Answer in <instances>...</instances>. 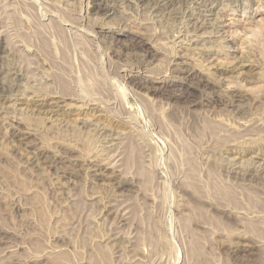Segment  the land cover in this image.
<instances>
[{
    "label": "rangeland",
    "instance_id": "1",
    "mask_svg": "<svg viewBox=\"0 0 264 264\" xmlns=\"http://www.w3.org/2000/svg\"><path fill=\"white\" fill-rule=\"evenodd\" d=\"M263 58L264 0H0V264H264Z\"/></svg>",
    "mask_w": 264,
    "mask_h": 264
},
{
    "label": "bare ground",
    "instance_id": "2",
    "mask_svg": "<svg viewBox=\"0 0 264 264\" xmlns=\"http://www.w3.org/2000/svg\"><path fill=\"white\" fill-rule=\"evenodd\" d=\"M106 1V0H105ZM247 1V0H246ZM162 2V1H161ZM245 2V1H244ZM98 3V2H97ZM247 3V2H246ZM114 6V5H113ZM197 6V5H196ZM96 7V6H95ZM98 7V6H97ZM99 8L100 9H103V10H105L106 11V6H105V4H104V2H101L100 1V3H99ZM151 9V8H150ZM157 9V8H156ZM169 10V9H168ZM186 10V9H185ZM163 12V11H162ZM169 12V11H168ZM259 12V11H258ZM159 13V12H158ZM104 14V13H103ZM157 14V13H156ZM164 14V13H163ZM178 14V13H177ZM180 14V13H179ZM105 15V14H104ZM166 15H167V13H166ZM165 15V16H166ZM169 17V16H168ZM181 18V17H180ZM186 18V17H185ZM96 19V18H95ZM217 19V18H216ZM259 19V18H258ZM153 20V19H152ZM219 20V19H218ZM260 20V19H259ZM196 21V20H195ZM202 21V20H201ZM205 21V20H204ZM204 21H202V23L204 22ZM247 21V20H246ZM248 21H249V19H248ZM256 21V20H255ZM197 22V21H196ZM196 22H194V23H196ZM242 22L243 21H240L239 20V22H236V23H234V25H236V26H241V24H242ZM214 23V22H213ZM244 23V22H243ZM200 24H201V22H200ZM192 25H193V23H192ZM218 25V24H217ZM246 25V24H245ZM194 26V25H193ZM201 26V25H200ZM243 26V25H242ZM184 27V26H183ZM196 27V26H195ZM185 28H188L187 26L185 27ZM193 28V27H192ZM254 28V27H253ZM251 26H245L243 29H241V30H235V34L237 35V36H240V38H241V41H245L246 40V38H249V35H251V33L253 32L254 33V29H253ZM216 30V29H215ZM256 30V29H255ZM186 31V30H185ZM193 31H194V29H193ZM212 31V30H211ZM219 31V30H218ZM257 31V30H256ZM196 32V31H195ZM205 32V31H204ZM185 33H188V32H185ZM211 33V32H210ZM253 33H252V35H253ZM230 34V33H229ZM234 34V35H235ZM240 34V35H239ZM200 35H201V33H200ZM235 35V36H236ZM254 35H257V33H255ZM236 36V37H237ZM194 37V36H193ZM252 38V37H251ZM193 39V38H192ZM196 39V38H195ZM172 40V39H171ZM184 40V39H183ZM248 40V39H247ZM246 40V41H247ZM248 41H250V40H248ZM203 43V42H202ZM190 44V43H189ZM204 44V43H203ZM202 44V45H203ZM172 45V44H171ZM241 45V44H240ZM187 47V46H186ZM222 47V46H221ZM193 48V47H192ZM210 49V48H209ZM235 50V49H234ZM183 51V50H182ZM198 51V50H197ZM204 52V51H203ZM218 52V51H217ZM172 53V52H171ZM186 54V53H185ZM197 54V53H196ZM184 55V54H183ZM183 55H182V57H183ZM209 55V54H208ZM242 55V54H241ZM260 55H262V54H260ZM173 56V55H172ZM179 56V55H178ZM192 56V55H191ZM214 56V55H213ZM250 56V55H249ZM175 57H176V55H175ZM242 57V56H241ZM244 57V56H243ZM242 57V58H243ZM254 57V56H253ZM262 57V56H261ZM179 58L181 59V56H179ZM210 58V57H209ZM184 59V58H183ZM185 59H187V58H185ZM257 59V58H256ZM264 59V58H263ZM248 60V59H247ZM186 61V60H185ZM209 61H211V60H209ZM264 61V60H263ZM243 62V61H242ZM248 62V61H247ZM247 62H245V63H247ZM213 63V62H212ZM215 63V62H214ZM241 64H244V63H241ZM217 65V64H216ZM250 65H251V63H250ZM249 65V66H250ZM211 66V65H210ZM227 66V65H226ZM239 66V65H238ZM263 66H264V64H263ZM221 67V66H220ZM237 67V66H236ZM224 68H226L225 70H228L227 69V67H225L224 66ZM228 68H230V67H228ZM233 68H235V67H233ZM232 68V69H233ZM238 68H240V67H238ZM248 68V67H247ZM184 70V69H183ZM235 70V69H234ZM209 71V70H208ZM237 71V70H236ZM244 71V69L242 70V72ZM261 71V70H260ZM238 72H240V71H238ZM189 73V72H188ZM209 73V72H208ZM245 73V72H244ZM213 74V73H212ZM239 74H241V73H239ZM259 74V73H258ZM261 76L262 77H264V70L262 71V73H261ZM237 77V76H236ZM258 77V76H257ZM175 78V77H174ZM216 78V77H215ZM181 79V78H180ZM179 80V79H178ZM223 80V79H222ZM240 82V81H239ZM232 83V82H231ZM231 86V85H230ZM264 86V85H263ZM224 87V86H223ZM234 87V86H233ZM227 88V87H226ZM250 89V88H249ZM264 91V90H263ZM8 92V91H7ZM17 95V94H16ZM60 95V94H59ZM14 97V96H13ZM12 97V98H13ZM9 100V99H8ZM56 100H57V98H56ZM17 101V100H16ZM14 104V103H13ZM69 104V103H68ZM67 105V104H66ZM44 109V108H43ZM51 111V110H50ZM61 113V112H60ZM67 115V114H66ZM63 116V115H62ZM59 118V117H58ZM262 121V120H261ZM264 121V120H263ZM259 126V125H258ZM102 128H104V127H102ZM247 140V139H246ZM249 141V140H248ZM233 156V155H232ZM234 159V158H233ZM235 163V162H234ZM259 163V162H258ZM264 167V166H263ZM10 254V253H9Z\"/></svg>",
    "mask_w": 264,
    "mask_h": 264
}]
</instances>
